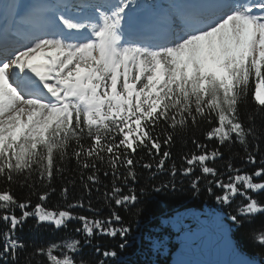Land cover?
I'll use <instances>...</instances> for the list:
<instances>
[{"label": "snow or ice", "instance_id": "6c2138e0", "mask_svg": "<svg viewBox=\"0 0 264 264\" xmlns=\"http://www.w3.org/2000/svg\"><path fill=\"white\" fill-rule=\"evenodd\" d=\"M0 18V264H109L132 242L121 210L138 217L142 199L175 189L174 180L154 182L165 171L199 170L191 188L206 181L222 205L241 197L229 216L237 228L264 215V0H0ZM250 84L259 111L245 120ZM201 122L215 146L193 137L198 151L177 165L173 131ZM234 145L244 152L239 167L222 151ZM218 160L223 170L210 166ZM73 161L78 181L65 176ZM57 175L58 210L45 203ZM14 181L27 197L17 199ZM30 219L36 232L79 226L59 242L26 243L18 232ZM97 237L120 243L102 248ZM250 239L264 247V223Z\"/></svg>", "mask_w": 264, "mask_h": 264}, {"label": "trees", "instance_id": "16d2710c", "mask_svg": "<svg viewBox=\"0 0 264 264\" xmlns=\"http://www.w3.org/2000/svg\"><path fill=\"white\" fill-rule=\"evenodd\" d=\"M254 91V84H250L249 95L241 105L242 118L246 120V117L254 112H258V106L252 99V92ZM259 123V118H257ZM208 125L206 122H201L198 127L192 128L186 125L184 128H177L173 131L174 144L171 146L170 151L172 152V160H174L177 165L180 164V157L184 153L191 151H198L192 144V138L195 137L201 143H208L209 148L215 146V141L207 142L204 140L203 133L207 130ZM260 147L264 150V141L261 142ZM222 151L225 152V158L232 156L234 158L235 166L239 167L242 161L239 156H243L244 152L241 146L234 145L228 146ZM143 155V153H141ZM147 159V157H146ZM169 164L171 161L168 162ZM225 160H218L215 162H210V166H215L220 170H223ZM75 168V162H71L68 166V170L65 172V176L71 177L73 179L79 180L78 173L72 172L71 169ZM245 170L252 171L251 166H245ZM195 175H199V170H197L193 176L185 177L182 175H177L172 178L167 174V171L159 174L155 183L159 184L161 181L174 180L176 184L175 189L169 188L168 190H162L158 194H154L151 198L142 199L139 207L142 208V213L138 217H133L131 213L124 212L121 210V215L124 217L126 222L132 223V242L129 247L124 251H121L118 247L115 250L118 253L117 258H113L109 261V264H119L121 260H128L130 264H168V256L159 255L158 251L154 252V248H150V242L160 240L165 234L170 236L169 244L170 249H173L179 242L174 238V232L172 231L173 225H175V219L179 218L181 212L185 209L196 207L200 208L203 212H208L214 210L216 207H220L224 213L225 217L231 225L232 235L239 246V248L251 255L254 258H259L264 263V247L258 244H254L250 239V230L253 228H258L261 223H264V215L257 216L252 223H244L242 227H235L231 220L230 215L236 214L237 202L241 201V197L237 196L231 205H222L218 203L215 196L207 191V183L202 180L199 191H193L191 188V180ZM101 180L103 183H108V181L101 174ZM65 183L64 180L60 179L57 175L53 180V186L57 188V194H54L46 201V205L50 208L59 209L61 206L60 197L58 195L60 187ZM141 183H148V174L144 172L141 177ZM5 186V182L0 179V188ZM13 190L14 195L17 199H24L28 195V189L26 187H21L17 182H12L10 185ZM79 183L76 185L77 192L80 189ZM213 193L220 194L219 190L213 187ZM95 191L93 192V197H96ZM33 204L37 202L36 197H31ZM261 201H264V194L260 195ZM19 214V210H17ZM87 214V213H82ZM238 219H243L238 217ZM33 221L30 219L28 224L25 226L22 232H18V235L26 243L36 241V243L41 242H59L62 237L67 234H72V230L79 226L77 222L73 221L68 224L67 228L64 230L57 231L54 227H45L39 232L30 229V225ZM0 230H2V225H0ZM188 236V235H187ZM100 244L105 246H116L120 243L119 238L115 240L106 237H97ZM96 243V240L93 241ZM84 252L86 255L92 256V249L85 248ZM95 259L94 256H92ZM36 260L43 261V257H36Z\"/></svg>", "mask_w": 264, "mask_h": 264}, {"label": "water", "instance_id": "95a60500", "mask_svg": "<svg viewBox=\"0 0 264 264\" xmlns=\"http://www.w3.org/2000/svg\"><path fill=\"white\" fill-rule=\"evenodd\" d=\"M182 221L194 240L177 246L170 253L169 264H240L243 260L253 259L238 248L220 208L208 213L190 208L184 212ZM255 260L257 264H263Z\"/></svg>", "mask_w": 264, "mask_h": 264}, {"label": "rangeland", "instance_id": "374dc122", "mask_svg": "<svg viewBox=\"0 0 264 264\" xmlns=\"http://www.w3.org/2000/svg\"><path fill=\"white\" fill-rule=\"evenodd\" d=\"M22 0H19V2H21ZM159 245H162V248H161V253H166V251H167V246H166V240H162V242L161 243H159ZM156 246H158V244L156 245Z\"/></svg>", "mask_w": 264, "mask_h": 264}, {"label": "bare ground", "instance_id": "6f19581e", "mask_svg": "<svg viewBox=\"0 0 264 264\" xmlns=\"http://www.w3.org/2000/svg\"><path fill=\"white\" fill-rule=\"evenodd\" d=\"M1 21H3V19H2V18H0V22H1Z\"/></svg>", "mask_w": 264, "mask_h": 264}]
</instances>
